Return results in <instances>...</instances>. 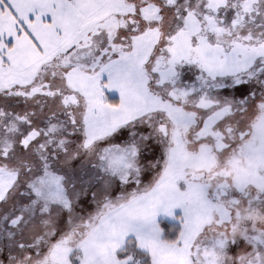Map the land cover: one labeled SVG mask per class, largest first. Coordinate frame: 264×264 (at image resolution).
<instances>
[{
	"label": "snow or ice",
	"instance_id": "1",
	"mask_svg": "<svg viewBox=\"0 0 264 264\" xmlns=\"http://www.w3.org/2000/svg\"><path fill=\"white\" fill-rule=\"evenodd\" d=\"M0 264H264V0H0Z\"/></svg>",
	"mask_w": 264,
	"mask_h": 264
}]
</instances>
